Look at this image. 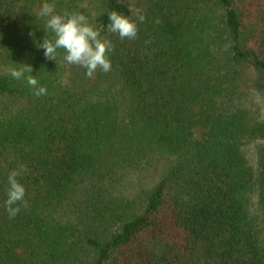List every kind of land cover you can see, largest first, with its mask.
Here are the masks:
<instances>
[{
  "label": "trees",
  "instance_id": "obj_1",
  "mask_svg": "<svg viewBox=\"0 0 264 264\" xmlns=\"http://www.w3.org/2000/svg\"><path fill=\"white\" fill-rule=\"evenodd\" d=\"M44 2L111 40L110 72L45 58ZM130 6L146 21L121 41L108 13ZM21 64L46 96L8 74ZM255 87L264 0H0V264H264Z\"/></svg>",
  "mask_w": 264,
  "mask_h": 264
},
{
  "label": "clouds",
  "instance_id": "obj_2",
  "mask_svg": "<svg viewBox=\"0 0 264 264\" xmlns=\"http://www.w3.org/2000/svg\"><path fill=\"white\" fill-rule=\"evenodd\" d=\"M129 10L133 12L135 19L118 10L108 13L107 30L118 35L121 41L138 39V23L146 21L142 9H133L130 6ZM38 15L45 19L46 35L38 47L44 50L46 59L56 61L58 50L62 49L63 60L69 65L86 69V76L89 78L93 77L98 70L103 73L111 71L109 53L114 45L111 40L101 37L100 31L89 22L84 14L75 11L72 13L57 12L54 3L44 2L40 6ZM21 65L19 68H10L8 74L15 80L24 79L27 85L34 89L33 95L36 97L46 96L47 89L44 86L38 87L39 82L36 76L30 74L33 71L32 67L26 64ZM25 171H27L26 166L19 165L18 169L10 171L7 177V199L4 206L10 219L18 214L20 206L25 208L28 206L24 199L26 189L17 179ZM14 205L18 206L14 207Z\"/></svg>",
  "mask_w": 264,
  "mask_h": 264
},
{
  "label": "rangeland",
  "instance_id": "obj_3",
  "mask_svg": "<svg viewBox=\"0 0 264 264\" xmlns=\"http://www.w3.org/2000/svg\"><path fill=\"white\" fill-rule=\"evenodd\" d=\"M246 73H248L250 79H252V77L254 76V74L250 71H247ZM256 88L257 87L253 88V102L255 104L256 109L258 110V115L261 116V118H264V89H261L262 87H258V89L260 90L255 91Z\"/></svg>",
  "mask_w": 264,
  "mask_h": 264
}]
</instances>
